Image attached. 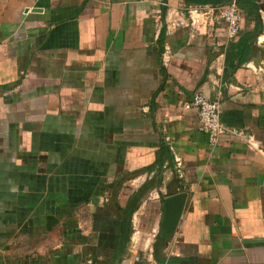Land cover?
<instances>
[{"label":"crops","instance_id":"1","mask_svg":"<svg viewBox=\"0 0 264 264\" xmlns=\"http://www.w3.org/2000/svg\"><path fill=\"white\" fill-rule=\"evenodd\" d=\"M231 1L0 0V264H264V1L235 38Z\"/></svg>","mask_w":264,"mask_h":264},{"label":"built area","instance_id":"2","mask_svg":"<svg viewBox=\"0 0 264 264\" xmlns=\"http://www.w3.org/2000/svg\"><path fill=\"white\" fill-rule=\"evenodd\" d=\"M239 0H232L230 4L219 10V18L226 25L228 35L235 38L240 34L242 13L238 6ZM260 3L264 0H248ZM186 109H195L198 113L199 129L206 133L209 143L217 148L226 128L222 122V104L219 100H212L203 94H196L193 100L185 104ZM182 168V163L177 159V169Z\"/></svg>","mask_w":264,"mask_h":264},{"label":"water","instance_id":"3","mask_svg":"<svg viewBox=\"0 0 264 264\" xmlns=\"http://www.w3.org/2000/svg\"><path fill=\"white\" fill-rule=\"evenodd\" d=\"M187 200L188 193L186 192L178 193L164 200L161 231L165 236L170 237L177 232Z\"/></svg>","mask_w":264,"mask_h":264},{"label":"trees","instance_id":"4","mask_svg":"<svg viewBox=\"0 0 264 264\" xmlns=\"http://www.w3.org/2000/svg\"><path fill=\"white\" fill-rule=\"evenodd\" d=\"M240 5L246 10V12L249 14V16L256 17V20L259 22V9H260L259 5H257L256 3L252 2V1L251 2L244 1V2L240 3ZM248 40H249V37H246V38L242 39L240 41V43H238L235 46H232L230 49L232 51H235L236 53L239 54V52H240V50H239L240 44H246V42ZM234 71H235V69H234ZM172 158L173 157H172L169 149L167 147H165L162 150V152L160 153V155L158 156V159H157V162H156V166L159 167V172L160 173H159L158 178L156 179V181L157 180L158 181H157V183H155V185L161 183V181H162V176L161 175H162V172H163L162 171L163 165L166 163V161H172ZM154 186H152L151 183H148V185L144 189H142V191L135 197L137 202L140 200V197L145 193V190H149V189H151ZM135 210H136V208H133L131 210V215H132L133 212H135ZM163 237L166 239L165 235Z\"/></svg>","mask_w":264,"mask_h":264}]
</instances>
